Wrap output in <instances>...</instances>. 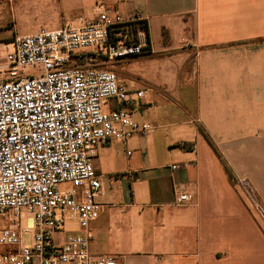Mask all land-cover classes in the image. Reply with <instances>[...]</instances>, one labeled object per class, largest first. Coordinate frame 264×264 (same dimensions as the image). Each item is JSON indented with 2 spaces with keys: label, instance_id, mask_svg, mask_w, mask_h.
<instances>
[{
  "label": "crops",
  "instance_id": "0c3cea01",
  "mask_svg": "<svg viewBox=\"0 0 264 264\" xmlns=\"http://www.w3.org/2000/svg\"><path fill=\"white\" fill-rule=\"evenodd\" d=\"M102 2L146 27L144 53L108 69L145 92L133 117L154 129L99 146L91 252L124 264H264V0H0V30L13 31L1 45L94 20ZM176 186L191 203L175 204Z\"/></svg>",
  "mask_w": 264,
  "mask_h": 264
},
{
  "label": "built area",
  "instance_id": "2783aa9c",
  "mask_svg": "<svg viewBox=\"0 0 264 264\" xmlns=\"http://www.w3.org/2000/svg\"><path fill=\"white\" fill-rule=\"evenodd\" d=\"M94 11V20L1 45L0 212L14 227L0 232V264H124L90 250L88 228L100 215L103 195L93 162L101 144L154 129L133 117L145 92L129 89L107 69L143 54L147 37L146 29L134 27L136 19L125 20L103 2ZM109 100L117 109L105 110ZM238 183L255 200L251 184ZM65 185L71 187L62 190ZM174 193L177 206L193 200L183 186ZM68 221L79 232L65 234ZM27 234L31 243L24 245Z\"/></svg>",
  "mask_w": 264,
  "mask_h": 264
},
{
  "label": "rangeland",
  "instance_id": "374dc122",
  "mask_svg": "<svg viewBox=\"0 0 264 264\" xmlns=\"http://www.w3.org/2000/svg\"><path fill=\"white\" fill-rule=\"evenodd\" d=\"M12 30H11V27L9 26H6L5 29L3 30H0V54L2 55V57H4V51L1 50V42L2 40H4V33H9V35H12ZM13 36V35H12ZM14 37H12L13 39ZM9 40L11 41L12 39L11 38H6V40ZM107 69H108V66H107ZM31 68H26L24 69L23 71L27 72V71H30ZM71 186L70 185H65V186H62L61 189L62 190H67L69 189ZM10 218H9V214L8 213H5V212H0V232L3 230V229H6V228H12L14 227L11 222H10ZM27 224H28V217L26 215H23L22 217V220H21V228L22 229H25L27 227ZM78 226L76 223H74L73 221H68L67 223H65L64 225V232L65 234H68L70 232H76ZM31 243V234H27V235H24V239H23V244L24 245H29ZM5 251V248L0 246V252H3Z\"/></svg>",
  "mask_w": 264,
  "mask_h": 264
},
{
  "label": "trees",
  "instance_id": "16d2710c",
  "mask_svg": "<svg viewBox=\"0 0 264 264\" xmlns=\"http://www.w3.org/2000/svg\"><path fill=\"white\" fill-rule=\"evenodd\" d=\"M142 29H146V27L145 26L144 27L142 26Z\"/></svg>",
  "mask_w": 264,
  "mask_h": 264
}]
</instances>
